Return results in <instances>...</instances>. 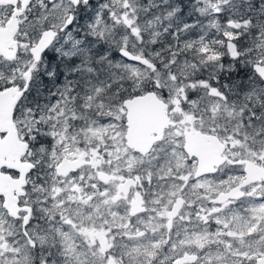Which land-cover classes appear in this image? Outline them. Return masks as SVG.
<instances>
[{
	"label": "snow or ice",
	"instance_id": "snow-or-ice-1",
	"mask_svg": "<svg viewBox=\"0 0 264 264\" xmlns=\"http://www.w3.org/2000/svg\"><path fill=\"white\" fill-rule=\"evenodd\" d=\"M0 264H264V0H0Z\"/></svg>",
	"mask_w": 264,
	"mask_h": 264
}]
</instances>
